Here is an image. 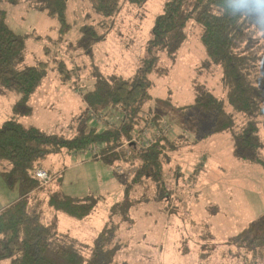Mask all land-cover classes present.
Returning a JSON list of instances; mask_svg holds the SVG:
<instances>
[{
  "label": "rangeland",
  "instance_id": "obj_1",
  "mask_svg": "<svg viewBox=\"0 0 264 264\" xmlns=\"http://www.w3.org/2000/svg\"><path fill=\"white\" fill-rule=\"evenodd\" d=\"M163 2L146 0L133 4L119 0L118 13L102 17L93 11L90 0H67L65 14L70 26L61 35L60 23L54 15L30 8L25 0L18 3L0 0L7 25L25 35L19 67L44 64L46 68L45 76L28 100L31 113L14 118L23 125L68 138L83 121L87 127L95 126L98 130L114 127L121 117L119 108L97 111L99 122H90L91 112H86L82 119L81 112L86 107L82 94L93 87L96 68L103 75L117 74L123 78L135 73L142 57L148 55L146 43L155 17L163 11ZM84 24L93 25L102 35L90 54L79 43L80 28ZM185 33V40L175 50H154L159 56V67L166 68V72L149 75L150 96L143 112L156 115L159 122L170 126L169 140L174 143L181 140L177 149L168 153L169 161L164 165V179L172 198L159 204L134 203L128 211L130 219L120 221L117 228L119 252L132 264H197L201 253L214 255L199 260V264H233L237 260L228 258L227 261V256L234 258L235 251L240 250L231 245L229 254L230 246H223L222 250L220 245L232 244V238L264 214L261 164L235 157L229 132L214 131L213 120L195 106L197 85L218 98L227 99L222 67L205 63L207 56L200 42L199 25L188 21ZM259 42L264 43V38ZM60 62L70 71L61 74ZM9 91L0 88V125L13 118V106L20 97ZM257 120L259 155L264 159V113ZM121 145L115 150L126 153ZM93 146L99 148L97 144ZM121 164L126 174H117L116 165L91 158L87 150L63 149L48 155L42 165L57 177L54 188L58 192L79 197L96 195L98 199L85 222L72 220L62 213L56 214V219L52 211L44 208L47 218L50 221L54 218L60 230L81 241H89L109 220L111 207L124 198L125 183L134 165ZM3 167L6 164L1 163L0 168ZM19 195V186L9 189L0 176V207ZM116 216L119 218V214ZM9 262V259L0 260V264ZM259 264H264V258Z\"/></svg>",
  "mask_w": 264,
  "mask_h": 264
},
{
  "label": "trees",
  "instance_id": "obj_2",
  "mask_svg": "<svg viewBox=\"0 0 264 264\" xmlns=\"http://www.w3.org/2000/svg\"><path fill=\"white\" fill-rule=\"evenodd\" d=\"M25 1L30 8L57 17L61 35L68 31L67 0ZM90 1L98 16H113L120 10L119 0ZM128 1L141 4L146 0ZM5 18V11L0 9V88L14 91L20 97L13 106V118L0 125V164H6L0 168V176L9 189L19 186L20 195L0 207V260L9 259V264H132L119 252L117 228L120 221L130 219L128 211L134 203L159 204L172 198L164 179V165L169 161L168 153L176 150L181 140L176 143L169 140L170 126L159 122L156 115L143 112L150 96L149 75L166 72V68L159 67V56L154 50L171 52L178 48L186 38L185 28L190 20L201 28L200 42L207 56L205 63L222 67L227 95L223 100L197 85L195 106L213 120L214 131L229 132L235 157L260 163L264 169V159L259 155L261 142L257 123V118L264 113V43L259 42L264 38V0H164L163 11L155 17L146 43L148 55L142 57L135 73L123 78L117 74L103 75L96 68L93 87L83 92L86 107L81 112L82 119L86 112H103L112 107L120 109L119 122L114 127L98 130L95 126L87 127L83 121L70 138L23 125L14 118L31 113L28 100L45 76L46 68L44 64L19 67L23 61L25 35L14 32ZM80 29L79 43L84 52L90 54L102 35L93 25L84 24ZM58 69L61 74L70 71L63 62ZM146 125L160 131L150 147L129 145L126 153L115 150L122 138H129L131 132ZM90 144L99 145L100 157L91 154ZM63 149L67 152L87 150L91 158L116 166L134 165L132 174H127L124 198L111 207L109 220L86 242L60 230L53 222L55 219L50 221L45 212L49 209L56 219V214L62 213L72 220L85 222L97 205L96 195L79 197L54 188L57 177L42 164L48 155ZM39 168L46 170L54 180L44 184L35 174ZM232 239V244L224 243L220 248L230 246V254L233 245L240 252L235 251L234 258L227 256V261L228 258L237 260L233 264H238L239 259H243L241 264H259L264 258V214ZM212 255L201 253L197 264ZM247 258L254 260L249 262Z\"/></svg>",
  "mask_w": 264,
  "mask_h": 264
},
{
  "label": "built area",
  "instance_id": "obj_3",
  "mask_svg": "<svg viewBox=\"0 0 264 264\" xmlns=\"http://www.w3.org/2000/svg\"><path fill=\"white\" fill-rule=\"evenodd\" d=\"M90 112L92 113V114L90 113L92 115L90 116V122H94V121L99 122L100 118H97L96 112H92V111ZM164 127H166V124H164ZM159 133L160 131H155L152 125H146L141 128H137L134 132L131 133L129 138L124 139L121 146L125 147L126 151L129 148V145H135L143 149L148 148L155 142V139L159 135ZM88 150H90L92 155L96 157H100L99 154L100 148L97 149L95 146H93V144H90ZM116 170L119 173L126 174L124 168L121 167V165H117ZM35 174L37 177H39L40 180H42L44 184L49 183L53 179L46 170L41 168L37 169Z\"/></svg>",
  "mask_w": 264,
  "mask_h": 264
},
{
  "label": "crops",
  "instance_id": "obj_4",
  "mask_svg": "<svg viewBox=\"0 0 264 264\" xmlns=\"http://www.w3.org/2000/svg\"><path fill=\"white\" fill-rule=\"evenodd\" d=\"M9 92H12V91H9ZM82 95H83V94H82ZM43 168L46 169L44 166H43ZM104 170H105V169H104ZM115 171H116L117 174H121V173H119V172L116 170V167H115ZM48 172L51 173L50 171H48ZM51 174H52V173H51ZM54 176H55V175H54ZM63 232H65V231H63ZM75 237H76V236H75Z\"/></svg>",
  "mask_w": 264,
  "mask_h": 264
}]
</instances>
